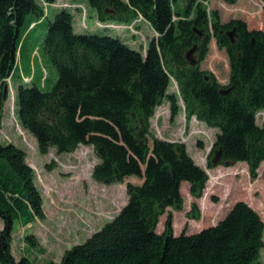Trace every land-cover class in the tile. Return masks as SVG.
Instances as JSON below:
<instances>
[{
    "label": "trees",
    "instance_id": "trees-1",
    "mask_svg": "<svg viewBox=\"0 0 264 264\" xmlns=\"http://www.w3.org/2000/svg\"><path fill=\"white\" fill-rule=\"evenodd\" d=\"M86 1L100 22L130 25L141 17L155 37L142 52L119 37L79 34L72 27V13L59 8L46 27L40 58L56 69V81L47 85L49 77L41 75L42 82L34 83V71L30 81L18 85L17 120L35 138L38 153L53 148L61 155L79 145L91 146L98 159L92 171L95 181L114 184L136 178L140 183L127 184V202L110 222L65 250L58 262L41 264H262L264 221L244 201L236 202L215 225L193 234L173 235L170 213L164 230L156 231L165 209H182L181 184L186 182L190 195L199 198L209 178L183 144L177 154L176 143L154 135L151 119L167 103L171 121L183 110L187 120L195 117L217 128L210 157L219 148L223 161L243 162L251 178L257 176L264 162V119L258 124L256 116L264 109V28L256 27V19L264 16V0H220L238 6L233 10L238 16L226 21L211 11L212 0ZM179 2L182 13L175 7ZM44 9L39 0H0V121L2 91L7 80L20 76L18 58L22 61L24 54L27 59L24 40L45 16ZM211 38L227 56L224 85L200 68ZM193 46L196 65L185 57ZM172 82L177 92H169ZM24 152L0 143V264H35L25 255L16 259L11 248L15 220L27 225L44 219L35 172ZM214 167L208 161V168ZM190 213L199 218L195 204ZM24 244L45 253L32 235Z\"/></svg>",
    "mask_w": 264,
    "mask_h": 264
},
{
    "label": "rangeland",
    "instance_id": "rangeland-1",
    "mask_svg": "<svg viewBox=\"0 0 264 264\" xmlns=\"http://www.w3.org/2000/svg\"><path fill=\"white\" fill-rule=\"evenodd\" d=\"M250 4V0H246ZM45 16L29 28L22 52L27 51V59L23 54L22 61L18 58L20 76L16 73L11 80L7 81V91L3 89L4 109L0 121V143H12L26 154V162L35 172V185L43 200V220H32L31 224L23 225L19 219L14 222L12 233V253L16 259L24 255L41 264L46 260L58 262L65 250L75 244L84 243L92 233L100 230L104 224L110 222L127 202V184L140 183L136 178H127L123 183L104 184L92 178L93 167L98 163L97 156L91 146L79 145L71 153L57 155L53 148L42 155L38 153L35 138L20 126L15 108V92L20 84L27 82L30 73L36 76L34 83L40 84L41 75L48 76L47 85L56 81L57 72L51 62L42 64L41 43L46 33L47 25L54 19L59 8L73 2L81 3L80 14L74 9L68 8L72 13L74 21L73 28L76 33L108 35L119 37L131 49L144 52L147 43L154 37L155 32L146 21H137L130 25H118L115 21H106V30L101 29L103 24L96 16L86 0H57L55 3H44ZM251 8L255 5H252ZM176 9L181 13L182 5L176 3ZM237 5L229 6L220 0H212L211 11L220 13L222 21L230 17L238 16L233 12ZM66 9V8H65ZM256 27L264 28V16H257ZM86 24V28L82 25ZM209 52L200 63V68L211 72L221 84H226L229 78V67L225 51L216 46L211 38ZM34 54L30 56V52ZM196 58V53L193 54ZM42 66L45 68L42 69ZM30 71V73H28ZM24 81V82H23ZM175 82L170 84L169 92H177ZM181 104V102H180ZM257 123L261 124L264 119V109L258 112ZM151 129L158 138L169 140L177 145L183 144L186 152L196 164L200 165L208 174V181L205 189L199 198L190 195L189 185L183 182L180 187L183 206L181 210L167 208L159 217L156 231L162 232L164 224L171 214L172 233L176 236L185 232L193 234L204 228L215 225L238 201H244L251 206L264 221V162L257 170V176L251 178L248 167L245 163H236L230 166L220 164L214 168H208V161L211 160L210 152L213 147L215 135L219 132L217 128H210L195 117L187 120L184 111L171 121L168 104H162L157 108L151 119ZM212 157V156H211ZM53 166L47 169L46 165ZM197 207L198 219H192L190 213L192 205ZM191 214V215H190ZM196 214V212L194 213ZM0 229L2 221L0 220ZM32 235L39 244V251L30 250L24 244L26 236ZM260 261L264 264V248L260 254Z\"/></svg>",
    "mask_w": 264,
    "mask_h": 264
},
{
    "label": "water",
    "instance_id": "water-1",
    "mask_svg": "<svg viewBox=\"0 0 264 264\" xmlns=\"http://www.w3.org/2000/svg\"><path fill=\"white\" fill-rule=\"evenodd\" d=\"M201 35V33H200ZM229 36L232 37V33H228ZM197 50V46H193V48H191L190 50H188L186 53H185V57H186V60L189 62L190 65H196L197 64V59H195V57L193 56V54L196 52ZM5 91H7V87L5 86L4 87V99H5ZM221 93H226V91H221ZM176 151H177V154H180V146L179 145H176L174 146ZM211 164L214 165V166H217L219 163L223 162L224 165L226 166H230L233 164L232 161H223V154H222V151L221 149L219 148H216L214 151H213V155L211 157Z\"/></svg>",
    "mask_w": 264,
    "mask_h": 264
},
{
    "label": "crops",
    "instance_id": "crops-1",
    "mask_svg": "<svg viewBox=\"0 0 264 264\" xmlns=\"http://www.w3.org/2000/svg\"><path fill=\"white\" fill-rule=\"evenodd\" d=\"M28 73H30V71L28 72ZM30 76H29V78L28 79H30L31 77H32V75H33V73L31 74H29ZM27 77V76H26ZM29 225V224H28Z\"/></svg>",
    "mask_w": 264,
    "mask_h": 264
}]
</instances>
